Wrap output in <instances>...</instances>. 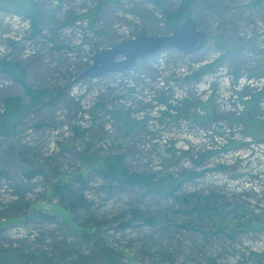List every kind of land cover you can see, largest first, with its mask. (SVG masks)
Instances as JSON below:
<instances>
[{"label":"rangeland","instance_id":"obj_1","mask_svg":"<svg viewBox=\"0 0 264 264\" xmlns=\"http://www.w3.org/2000/svg\"><path fill=\"white\" fill-rule=\"evenodd\" d=\"M31 1L38 34L0 3V59L20 63L35 91L0 74V123L11 131L0 134V260L110 264L108 247L122 264H264V223L231 226L264 222V97L249 102L264 87V0H193L189 17L178 15L184 0ZM188 18L207 33L204 49L82 77L100 49L169 35ZM183 100L216 120L163 114ZM250 107L256 133L242 123ZM114 154L154 181L179 179L180 198L104 179L95 161ZM59 182L71 188L61 198ZM198 196L226 216L200 215Z\"/></svg>","mask_w":264,"mask_h":264},{"label":"trees","instance_id":"obj_2","mask_svg":"<svg viewBox=\"0 0 264 264\" xmlns=\"http://www.w3.org/2000/svg\"><path fill=\"white\" fill-rule=\"evenodd\" d=\"M257 3L260 0H256ZM193 2V0H184L182 2V5L178 11V15H181L182 17H189V11L188 7L189 4ZM0 3L4 10L10 13H15L22 15L26 17L29 20V24L31 27V30L33 31V34L40 33L39 25L42 20V14L40 11L36 8V4L31 0H0ZM93 16L86 15L85 18H91ZM82 18V17H81ZM90 20V19H89ZM93 20V19H92ZM210 68V65L198 67L196 71H194L191 75L195 76L203 74L206 70ZM0 74H6L7 76L11 77L16 82H19L22 86L26 88V91L28 94L33 96L35 93L34 90H32L29 85H27L25 81V69L20 65L18 62L10 61L8 59V56L0 59ZM194 74V75H193ZM264 97V87L260 88V90L255 94L252 95L249 99V102H252L253 105ZM6 103L9 102V99H5ZM180 106H169L168 112H163L165 116H168L170 118H185L192 120L199 124H204L206 120H216L215 115L213 111L211 110V107H205L204 115H198L196 113H191L189 111V103L185 100L180 101ZM253 107H250L247 109L245 113V118L242 123H244L246 126H248L250 129H253L254 133L258 132L260 127L255 123V120L253 117L250 116L251 109ZM172 110V112H171ZM175 111V113H173ZM120 113L114 112V115L116 117L120 116ZM3 124V123H2ZM133 128V125H131V129ZM8 130V131H7ZM10 129L4 127V125H1L0 123V134H9ZM11 132V131H10ZM198 162V161H197ZM95 169L101 174V176L112 183H117L122 186H142L146 187L149 191H155L159 194H162L164 196H173L177 199L180 198V196H176L174 194V191L177 187L180 186L181 182L179 179H174L171 176H167L166 178H162L161 180L154 181V175L145 174L141 172H134L131 171L128 168V165L126 163L125 155L123 154H114L105 156L103 158L97 159L95 161ZM32 176V174H30ZM70 185L62 184V183H56V185L53 186V193L55 195H58L60 198L63 195L64 192L69 191L70 192ZM182 199V198H181ZM197 203L193 207V210L197 211L200 215L204 214L206 216L213 217V215H218L219 217L223 218L226 216L227 211L224 209V207H220L221 209H216L217 207L213 205V200H211L210 197H200L198 196V199L196 201ZM219 210V211H217ZM138 215H141V212H137ZM264 223L260 219L256 217H251L248 222L243 221H237L236 219L232 220V228H236L237 226H242L247 228L248 230H253L256 227H252L251 225H258ZM89 239V235H87ZM100 252H102V256L106 257L108 260V263L110 264H122L119 259H117L114 256V253L112 250L108 247H101ZM0 264H27V263H16L15 261L11 259H4L0 260ZM35 264H60L54 259H48L44 260L42 262H38Z\"/></svg>","mask_w":264,"mask_h":264},{"label":"water","instance_id":"obj_3","mask_svg":"<svg viewBox=\"0 0 264 264\" xmlns=\"http://www.w3.org/2000/svg\"><path fill=\"white\" fill-rule=\"evenodd\" d=\"M206 40L207 33L198 28L194 19L188 18L169 35L140 33L113 47L100 49L93 55L92 65L83 72L82 77L95 79L109 73L131 71L137 62L160 51L176 49L184 54H193L206 47ZM120 56L122 59H118Z\"/></svg>","mask_w":264,"mask_h":264}]
</instances>
